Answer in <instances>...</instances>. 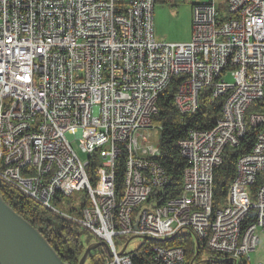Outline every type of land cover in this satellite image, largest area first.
Returning a JSON list of instances; mask_svg holds the SVG:
<instances>
[{
    "label": "built area",
    "instance_id": "obj_1",
    "mask_svg": "<svg viewBox=\"0 0 264 264\" xmlns=\"http://www.w3.org/2000/svg\"><path fill=\"white\" fill-rule=\"evenodd\" d=\"M154 1L0 0V182L104 241V264H133L135 249L118 253L123 239L158 241L172 231H188L234 262L249 260L264 229V0L192 4L190 39L179 43L155 39ZM175 77L180 114L198 110L202 89L223 97L222 110L210 129L177 142L186 160L180 193L156 203L152 188L168 176L156 160L152 118ZM248 123L258 128L254 144L213 210L214 170ZM78 190L88 200L79 214L52 205ZM140 253L155 264H186L181 246Z\"/></svg>",
    "mask_w": 264,
    "mask_h": 264
},
{
    "label": "trees",
    "instance_id": "obj_2",
    "mask_svg": "<svg viewBox=\"0 0 264 264\" xmlns=\"http://www.w3.org/2000/svg\"><path fill=\"white\" fill-rule=\"evenodd\" d=\"M176 87L177 78L175 77L167 88L159 94L156 101L157 112L152 118L153 123L160 127L158 140L159 156L156 160L165 169L168 176L167 184L161 188H152L150 200H155L156 203H161L165 198L174 197L180 193L186 160L181 155L177 142L185 137L191 129H210L221 116L223 97L212 96L209 89L200 90L199 108L195 113L180 114L173 101ZM257 132L258 128L248 123L246 132L239 144L235 147H225L223 150L222 161L213 173V210L225 203L228 187L235 174V162L239 156L251 150ZM98 163L99 159L95 154L90 157L87 165L89 174H93L94 167ZM123 170L124 166L121 157L115 169V186L117 190L122 187ZM261 180L262 177L259 175L256 183L252 186L253 191ZM0 195L16 213L40 231L62 261L67 264H78V260L86 247L81 239L82 234L86 230L61 218L50 209L29 197L23 196L15 188L2 182H0ZM61 199L62 197L55 196L52 200V205L57 209H63L64 204H62ZM83 203L74 207L72 201H68L65 207L69 213L79 214L81 208L88 204V200L84 198ZM250 217H252V214ZM151 245L183 247L186 264H189L191 260L192 263L199 261L201 264H237V261L234 262L233 258L210 252L202 243H199L197 248L194 236L188 231H179L177 235L171 238L158 241L148 240L139 244L138 248L135 249L137 254L133 257V264H155L148 254L140 253L141 250H147ZM196 251L197 255L194 258ZM204 254L206 259L200 261ZM85 264H104L102 251L99 248L91 251Z\"/></svg>",
    "mask_w": 264,
    "mask_h": 264
},
{
    "label": "water",
    "instance_id": "obj_3",
    "mask_svg": "<svg viewBox=\"0 0 264 264\" xmlns=\"http://www.w3.org/2000/svg\"><path fill=\"white\" fill-rule=\"evenodd\" d=\"M142 239L140 244L150 237L131 236L127 238L119 254L126 251V245L131 239ZM161 240V239H158ZM198 248V241L195 239ZM107 248L104 241L90 242L78 260V264H85L91 251L99 247ZM197 255V251L194 258ZM0 264H67L62 261L53 247L40 233L21 215L16 213L0 195Z\"/></svg>",
    "mask_w": 264,
    "mask_h": 264
},
{
    "label": "rangeland",
    "instance_id": "obj_4",
    "mask_svg": "<svg viewBox=\"0 0 264 264\" xmlns=\"http://www.w3.org/2000/svg\"><path fill=\"white\" fill-rule=\"evenodd\" d=\"M209 0H155L153 5V33L155 39L164 42H187L190 39L191 33V5L194 3L205 2ZM218 6L221 0H213ZM226 82H232V77L227 74L223 76ZM159 131H156L154 137H152L153 143L157 146L159 140ZM74 150L78 157L83 161L86 159V154L81 152L77 145V142L73 145ZM84 200L83 190L74 191L72 196H64L61 199L62 204H64L62 210L68 212L66 202L72 201L74 207L80 205V202ZM260 238L256 250L249 253V260L246 258L237 259V264H253L255 261H264V229L259 232ZM82 242L87 246L90 242H94V237L85 231L82 234ZM89 240V241H88ZM126 239L122 240L124 244ZM141 240L134 238L131 239L126 247V251H132L136 249ZM97 249V248H96ZM206 259L204 254L200 261ZM194 264H201L197 261Z\"/></svg>",
    "mask_w": 264,
    "mask_h": 264
},
{
    "label": "bare ground",
    "instance_id": "obj_5",
    "mask_svg": "<svg viewBox=\"0 0 264 264\" xmlns=\"http://www.w3.org/2000/svg\"><path fill=\"white\" fill-rule=\"evenodd\" d=\"M178 232H179V231H172V232H170V233H167V237H161V240L166 239V238H171V237L177 235ZM137 248H138V247H137ZM104 249L108 251V250H109L108 245H107V248L104 247Z\"/></svg>",
    "mask_w": 264,
    "mask_h": 264
}]
</instances>
